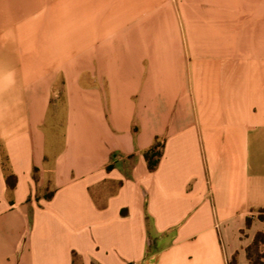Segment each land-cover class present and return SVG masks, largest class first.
Here are the masks:
<instances>
[{
  "label": "crops",
  "instance_id": "0c3cea01",
  "mask_svg": "<svg viewBox=\"0 0 264 264\" xmlns=\"http://www.w3.org/2000/svg\"><path fill=\"white\" fill-rule=\"evenodd\" d=\"M259 233L264 0H0V264H253Z\"/></svg>",
  "mask_w": 264,
  "mask_h": 264
},
{
  "label": "trees",
  "instance_id": "16d2710c",
  "mask_svg": "<svg viewBox=\"0 0 264 264\" xmlns=\"http://www.w3.org/2000/svg\"><path fill=\"white\" fill-rule=\"evenodd\" d=\"M163 150H164V141L157 138L154 144L152 145V147L144 152V158L148 164V168L150 171H154L157 169L160 163V160L163 156ZM128 158L134 159L135 156L133 155ZM114 159H115V156L112 155L111 161L109 165L107 166V170H111L115 167ZM4 171L7 177V184H8L9 189H14L16 178L14 175H12L9 172V169L6 167V164H4ZM52 195H53V192H50L45 197L50 199ZM249 224L250 222L248 221V225ZM260 245H264V235L261 233L257 234L254 243L247 249L248 258L253 264H264V262L262 261L263 256L259 252Z\"/></svg>",
  "mask_w": 264,
  "mask_h": 264
},
{
  "label": "rangeland",
  "instance_id": "374dc122",
  "mask_svg": "<svg viewBox=\"0 0 264 264\" xmlns=\"http://www.w3.org/2000/svg\"><path fill=\"white\" fill-rule=\"evenodd\" d=\"M62 99H63V96H62V94H60L59 95V101H60V107L62 106ZM58 114H57V116H56V118L57 119H60L61 117H62V111H61V108H60V110L57 112ZM57 124H59V121L57 122ZM50 193V191L49 192H45L44 193V196H46L47 194H49ZM263 251V253H261ZM259 252L262 254V256H263V259H264V246H262V245H260V247H259ZM263 259H262V261H263ZM264 262V261H263Z\"/></svg>",
  "mask_w": 264,
  "mask_h": 264
}]
</instances>
